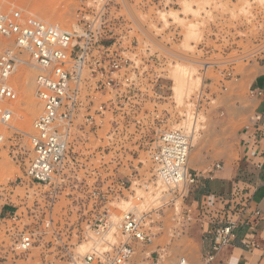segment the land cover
<instances>
[{
  "label": "rangeland",
  "instance_id": "374dc122",
  "mask_svg": "<svg viewBox=\"0 0 264 264\" xmlns=\"http://www.w3.org/2000/svg\"><path fill=\"white\" fill-rule=\"evenodd\" d=\"M0 2L7 12L19 10L24 16L40 18L68 31L82 28L84 14L92 18L96 14V9L86 7L85 0ZM120 15L123 17L114 25L122 28L124 36L132 26H148L154 42L162 45L163 98L158 101L153 94L157 90H151L149 102L143 104L145 114L121 119L120 133L112 135L110 124H106L96 133L75 134L70 151L74 166L51 205L48 188L39 191L21 185L32 158L27 134L32 133L41 106L35 97L36 70L30 65L18 66L11 79L18 94L10 104L13 119L9 126L0 121V135L4 136L0 145V264H71L66 243L75 244L70 251L76 257L85 256L95 242L91 227L99 215L110 209L118 225L120 216L135 206L148 214L150 241L136 247L131 264H150L160 256V264H175L180 258L189 259L194 252L195 245L181 229L185 204L189 205L195 195L190 194L182 202L164 193L162 186H151L147 192L139 187L142 179L150 180L154 170L149 148L157 130H182L193 138L189 166L196 171H202L207 160L222 165L223 159L237 156V133L242 122L229 120L224 124L222 107L208 92L212 81L220 86L233 80L240 87L236 95L244 96L249 80L262 71L264 0H122L105 12L109 20ZM14 49V40L0 36V55ZM18 56L30 62L26 54ZM175 73H184L185 80L194 83L181 99L174 90L178 84ZM241 77L244 80L239 81ZM156 113L160 120L151 119ZM135 119H142V124L137 125ZM135 194L142 200L134 201ZM45 220L60 232L58 236L45 237L44 247L38 244L24 256L11 252V229L15 228V234L30 228L39 231ZM117 233L112 231L108 240L115 242L112 235Z\"/></svg>",
  "mask_w": 264,
  "mask_h": 264
},
{
  "label": "built area",
  "instance_id": "2783aa9c",
  "mask_svg": "<svg viewBox=\"0 0 264 264\" xmlns=\"http://www.w3.org/2000/svg\"><path fill=\"white\" fill-rule=\"evenodd\" d=\"M85 1L87 8L96 9V14L93 18L84 14L82 28L78 31L24 16L19 10L7 12L0 2V36L14 40L15 45L14 50L0 55V121L4 126L12 121L14 112L10 104L17 100L18 94L11 79L19 65H30L37 72L35 97L41 111L33 122L32 133L27 134L32 158L21 185L39 191L48 188L51 205L74 166L70 151L75 134L96 133L106 124H110L112 135L120 133L121 119L132 120L137 118V113L145 114L143 104L149 102L151 90H157L153 94L158 101L163 98L161 71L165 52L161 44L154 42L155 36L148 31V26H132L124 36L122 28L114 25L123 15L112 20L105 16L107 8L122 0ZM18 53L26 54L30 62L19 59ZM152 116L153 120L161 119L159 113ZM80 121L83 123L79 124ZM135 121L137 125L142 124V119ZM3 142L4 136L0 135V145ZM192 149V138L182 130H157L148 152L154 170L150 180L142 179L141 190L147 192L151 186H162L163 192L173 200L178 197L182 202L187 200L191 187L198 184L197 174L189 167ZM221 167L218 164L216 169ZM132 199L142 200L136 194ZM247 210V207L233 209L229 213L237 218L219 224L212 252L203 264L213 263L216 254L236 238L235 230L247 223ZM255 216L261 218L264 213L257 211ZM147 219L148 214L137 206L123 213L118 233L112 235L116 240L113 242L108 238L117 225L111 210L106 209L91 227L95 242L85 256L76 257L70 251L75 244H65L71 264H131L136 247L150 241ZM194 219V209L185 204L182 221L191 223ZM10 233L13 237L11 252L24 256L38 244L44 247L45 237L58 236L60 232L53 228L50 220H45L39 231L30 228L15 234L14 228ZM82 237L85 236L82 234ZM242 244L247 248L257 247L251 240L245 239ZM150 264H160V258L156 262L150 260ZM176 264L192 263L180 258Z\"/></svg>",
  "mask_w": 264,
  "mask_h": 264
},
{
  "label": "crops",
  "instance_id": "0c3cea01",
  "mask_svg": "<svg viewBox=\"0 0 264 264\" xmlns=\"http://www.w3.org/2000/svg\"><path fill=\"white\" fill-rule=\"evenodd\" d=\"M261 64L262 71L249 80L244 96L236 95L240 87L233 80L220 86L212 81L210 85L208 95L222 107L224 124L241 120L242 125L237 133L236 157L223 159L220 170L214 160L203 163L200 172L190 168L198 176V184L191 187L195 197L189 204L195 219L183 222L181 233H187L195 245L188 259L192 264H203L212 252L219 224L237 218L229 212L243 207L248 208L247 223L235 230L236 238L216 254L211 264H264V217L255 216L257 211L264 213V63ZM245 239L257 247L243 246Z\"/></svg>",
  "mask_w": 264,
  "mask_h": 264
},
{
  "label": "bare ground",
  "instance_id": "6f19581e",
  "mask_svg": "<svg viewBox=\"0 0 264 264\" xmlns=\"http://www.w3.org/2000/svg\"><path fill=\"white\" fill-rule=\"evenodd\" d=\"M177 70V69H176ZM178 70H179V68H178ZM176 73H178V72H176ZM175 73V74H176ZM177 76H178V74H176ZM186 76V75H185ZM194 86V83L192 82V80H185V77H184V73H181V74H179V76H178V84H177V87L174 89V90H176V94L178 95L179 94V97H178V99H181L182 97H183V93L185 92V90L186 89H190V88H192ZM180 94H182V95H180ZM183 100V99H182ZM181 100V101H182ZM182 103H183V101H182ZM191 118V117H190ZM196 125V119H195V122H194V126ZM191 126H193L192 124H191ZM193 134H194V132L192 133V137H193ZM195 137V136H194ZM193 139V138H192ZM192 142H193V140H192ZM195 142V141H194ZM117 228H118V225L116 226V228H113V231H114V233L115 232H118L117 231Z\"/></svg>",
  "mask_w": 264,
  "mask_h": 264
}]
</instances>
